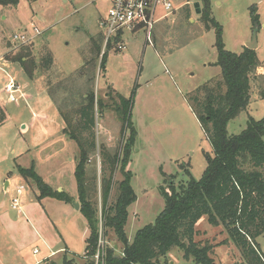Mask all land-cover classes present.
I'll use <instances>...</instances> for the list:
<instances>
[{
    "label": "rangeland",
    "instance_id": "1",
    "mask_svg": "<svg viewBox=\"0 0 264 264\" xmlns=\"http://www.w3.org/2000/svg\"><path fill=\"white\" fill-rule=\"evenodd\" d=\"M169 1L173 4L174 11L167 17L165 14L168 13L160 11L149 37L144 29L126 33V49L120 53L115 49L105 50L103 45L96 72L95 92L98 97H105L109 85L126 98L134 95L132 122L137 135L128 169L132 173L131 185L137 199L128 209L126 234L130 242L138 230L154 224L163 212L165 198L161 189H169L172 176L175 177L174 184L177 187L181 183L186 184L190 178L200 180L207 168L206 154L212 155V147L189 106L187 96L208 81L221 76L220 67L215 66L218 58L215 46L217 31L214 28L206 31L200 21L201 15L196 13L194 5L199 3L202 10V0L190 3L186 0ZM209 1L211 16L222 27L226 49L241 53L253 40L255 29L251 24V7H258V13L264 22V0ZM110 7V2L103 0H20L16 7L0 6V105L6 115L14 117L11 123L14 124L16 133L24 125H28L30 131L27 135H18L17 141L10 132L12 126L0 131V155L7 156L6 161L0 165L5 178L10 172L18 174V164L30 167L31 163L27 162L36 160V171L44 180L58 193H65L75 203H79L75 179L79 149L73 140L64 138V126H60L62 118L53 102H45V88L48 89L49 80L56 84L77 74L85 58L90 56L91 39L101 34L105 36L102 21L107 17ZM186 9L190 10V20L184 17ZM35 29L40 35L26 43L31 45L38 63L35 80H31L20 63H12L5 58L12 51L17 53L23 45L12 40L15 35L34 36ZM44 47H48L54 58L53 67L46 74L40 68L41 51ZM107 50L106 66L101 70V60ZM256 50L259 60L264 63L263 27L257 34ZM10 80L18 88L14 94L15 102L10 101V95L6 92ZM261 90L264 91L263 71L258 72L253 79L248 109L229 123L230 135H240L246 129L250 117L255 120L264 118ZM45 107H49L45 114L51 121V132H60L58 135L64 140L42 136V125H47L35 116L42 114ZM96 132L98 142L105 143L112 152L122 147V122L112 108H108L103 118L97 119ZM19 141H25L22 142L23 145L32 147L28 158L20 162L16 161L21 144H18ZM12 149L17 150L16 155L11 153ZM93 163L98 166L99 188L94 201L101 215V157L97 155ZM14 179L7 196L11 201L18 196L17 188L22 186L26 191L23 200H29L31 186L33 193L39 195L34 183L31 182L30 186L23 179ZM121 179L118 172L116 181ZM2 187L5 188V182L2 184L0 181V190ZM115 194L116 188L113 189V198ZM42 203L38 204L39 209L47 217V221L43 228L36 226L33 221L30 227L40 239H35V234L25 229L24 238L30 241L25 262L16 259L10 261L8 256H12L13 246H8L1 253L5 264H35L44 258L47 247L44 238L42 239V232L45 240L53 241L52 245L61 240L60 245L69 251L58 254L49 264H99L97 257L92 261L84 260L89 231L86 219L75 208L74 203L65 204L55 199H45ZM99 229L100 251L110 247L116 255L122 256L124 248L121 242L113 233L105 236L102 223ZM196 229L195 241L201 246L211 247L210 256L216 264H246L241 252L229 241V235L223 226H212L204 217ZM257 241L264 254V235ZM39 264H43V261ZM160 264L196 263L191 257L189 260L185 259L184 253L175 248L168 257L161 259Z\"/></svg>",
    "mask_w": 264,
    "mask_h": 264
},
{
    "label": "trees",
    "instance_id": "2",
    "mask_svg": "<svg viewBox=\"0 0 264 264\" xmlns=\"http://www.w3.org/2000/svg\"><path fill=\"white\" fill-rule=\"evenodd\" d=\"M19 1L0 0V6L16 7ZM202 1L200 21L206 31L212 28L217 31L215 66L220 67L221 76L189 94L187 101L212 147V155L206 154L207 168L200 180L190 178L177 187L172 176L169 189H161L165 198L163 212L154 224L138 230L132 242L127 237L126 226L128 209L137 199L128 169L137 135L132 122L134 95L126 98L111 85L105 97L96 95V72L105 36L101 34L91 39L90 56L85 58L77 74L56 84L48 81V94L64 123L63 134L79 149L75 179L80 212L89 228L84 260L92 261L99 255V264H160L161 259L177 248L184 253L185 259L191 257L196 264H216L210 256L211 247L195 241L196 226L206 217L210 225L226 229L229 241L241 252L246 264H264V254L257 241L264 235V118L250 117L240 135L228 132L229 123L248 109L253 79L264 64L256 50L244 47L241 53H235L226 49L222 27L211 16L210 1ZM250 12L253 28L260 29L262 23L257 6H252ZM190 15V10L186 9L184 17L190 20ZM115 44L110 43L107 49H115ZM108 50L101 60V70L105 69ZM5 59L20 63L28 77L35 80L38 63L31 45H21L17 53L12 51ZM53 65V54L44 47L40 63L43 74L50 72ZM260 97L264 99L263 90ZM108 108L116 111L122 122L124 142L116 152L105 143H99L97 138V119L103 118ZM6 120L7 115L0 105V126ZM97 155L101 157V215L94 201L99 191L98 166L93 163ZM18 172L36 185L39 201L52 198L74 203L71 196L58 193L48 185L34 166H19ZM118 172L122 176L120 181H116ZM114 188L115 198L112 196ZM100 223L105 236L113 233L121 242L122 256L116 255L110 247L100 251Z\"/></svg>",
    "mask_w": 264,
    "mask_h": 264
},
{
    "label": "crops",
    "instance_id": "3",
    "mask_svg": "<svg viewBox=\"0 0 264 264\" xmlns=\"http://www.w3.org/2000/svg\"><path fill=\"white\" fill-rule=\"evenodd\" d=\"M258 11H259V9H258ZM260 17H261V15H260ZM260 20H261V18H260ZM261 23H262V27L264 28V22L262 20H261ZM261 63H263V62H261ZM260 70H259V73H261L262 71L264 72L263 68H260ZM45 93L47 94V96L45 95V102L48 103V100H50L49 102H53L51 100L50 96H48V92H47L46 88H45ZM48 104H51V103H48ZM48 109H49V107H45L43 109V111H41L42 114H40V115L38 114L35 116L36 119H41L42 122H45V124L47 125V126L42 125V129H41L42 136L45 138H49V139L64 140L62 137H59L58 134L60 132H54V130H52V132H51V129L49 128V126H51V124H50L51 121H50L49 117L46 116V114H45V112L48 111ZM12 121H14V117L7 115V120L4 122L3 125L0 126V131L5 130V128H7L8 126H12L10 132H11L12 136L14 137L13 139H15L16 141L18 140L17 139L18 135L22 136V135H27L28 133H30L28 125L22 126V129H20V132L16 133L15 132L16 128L14 127V124L11 123ZM61 122L62 123H60V126L62 127V126H64L62 119H61ZM63 129H64V127H63ZM13 133H15V134L13 135ZM62 134H63V131H62ZM63 136H64V138H67L64 134H63ZM12 141H14V140H12ZM22 142H25V141H19L18 142V144L21 143L19 146L20 148H19L18 154H17V150H15V149H12V151H11V153H15V155L17 154L18 158L16 161H19V162L24 158H28V156H29L28 154H30L29 152L31 151V148H32L29 145L28 146L23 145ZM38 147L39 146H37V148ZM33 157L34 156L32 154L31 158H33ZM6 159H7V156L3 157L2 155H0V165H2L6 161ZM27 163L28 164L31 163L30 167L34 166L36 168V160L31 159ZM19 166L23 167V168H30V167H24V166H22V164H18V167ZM17 170H18V168H17ZM13 179L15 181H19V180L23 179L25 182L28 183V185L31 186L30 182L26 181L19 174V172L17 175H15V172H10V174L5 178V173L3 172V170H2V172L0 170V181L2 184L5 182V188L2 187V190H0V264H5V262L3 260V255H1V253H3V249L9 248L8 246H13L12 256H10V254L8 256L10 261H11V259H16V260H19L21 262H25V260H26L25 253H26V250L30 247V241H28V239L24 238V230L29 229V231L32 234L34 233V230L30 228V227H32V225H31L32 221L35 223L36 226L43 228L44 223H46V221H47V217L41 212L38 204L42 205L43 204L42 201L45 199H47V200L52 199V198H45V199L39 201L38 200V194L33 193L34 192L33 186H31V187L29 186L30 189L32 190L31 193L29 194V200H26V199L23 200L24 195L26 194L25 193L26 191L24 188L25 192L23 191L22 194L19 195V196H21L19 208L14 209L13 208V200L14 199L11 201V199H9L7 197V196H9L8 194L11 190V183H12ZM43 180H44V178H43ZM65 204H67V203H65ZM87 227H88V224H87ZM88 231H89V228H88ZM41 236H42V239L44 238V244L47 247L46 256L44 258H42L41 260L37 261V263H35V264H39L41 261H43V264H48V262L51 261L53 258H55L58 254H60L62 252H69V251H67L68 249L63 248L60 245L61 240H59L57 242V244L52 245L51 243H53V241L50 239H49V241H51V242H48L47 240H45L46 238L44 237L43 232H42ZM34 238L40 239V237L36 236V234H35Z\"/></svg>",
    "mask_w": 264,
    "mask_h": 264
},
{
    "label": "built area",
    "instance_id": "4",
    "mask_svg": "<svg viewBox=\"0 0 264 264\" xmlns=\"http://www.w3.org/2000/svg\"><path fill=\"white\" fill-rule=\"evenodd\" d=\"M110 2V10L107 17L102 21V26L105 29L104 49L106 50L110 43H116L114 47L120 53L126 49L124 38L126 33H133L139 30H146L149 34L153 31L156 24L157 16L161 10L169 15L174 11V6L169 0H103ZM40 32L35 29V35L17 34L13 37L14 42L26 44L39 36ZM105 53V52H104ZM18 91L17 85L13 80H10L6 87V92L10 95V101L15 102V92ZM24 187L17 188L18 196L22 194ZM13 200V208L18 209L20 204L19 197ZM37 253V252H36ZM99 260V255L97 256ZM99 262V261H98Z\"/></svg>",
    "mask_w": 264,
    "mask_h": 264
},
{
    "label": "water",
    "instance_id": "5",
    "mask_svg": "<svg viewBox=\"0 0 264 264\" xmlns=\"http://www.w3.org/2000/svg\"><path fill=\"white\" fill-rule=\"evenodd\" d=\"M194 8L196 9V13H197L198 15H201L202 10H201V8H200V4H199V3H196V4L194 5ZM258 31H259L258 28L254 30V32H253V40H252L251 43H249V44L246 46L247 48H249V49H251V50H256V49H257V34H258ZM74 206H75V208H76L78 211H80V204H79V203H74Z\"/></svg>",
    "mask_w": 264,
    "mask_h": 264
}]
</instances>
